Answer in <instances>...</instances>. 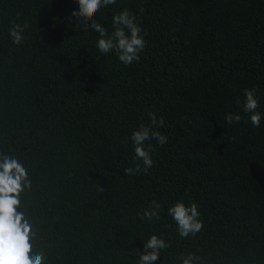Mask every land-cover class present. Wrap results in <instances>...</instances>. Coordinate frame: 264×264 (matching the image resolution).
Segmentation results:
<instances>
[{
	"label": "trees",
	"instance_id": "trees-1",
	"mask_svg": "<svg viewBox=\"0 0 264 264\" xmlns=\"http://www.w3.org/2000/svg\"><path fill=\"white\" fill-rule=\"evenodd\" d=\"M124 8L147 42L130 66L68 22L75 0H0V151L29 169L24 199L50 264H137L153 233L171 242L156 264L182 252L264 264V115L253 127L242 109L255 87L264 114V0H117L97 19L111 33ZM13 21L29 24L19 47ZM149 112L168 142L152 141L153 167L129 177L131 133ZM152 200L160 219L141 221ZM180 200L198 204L195 237L167 215Z\"/></svg>",
	"mask_w": 264,
	"mask_h": 264
},
{
	"label": "clouds",
	"instance_id": "clouds-1",
	"mask_svg": "<svg viewBox=\"0 0 264 264\" xmlns=\"http://www.w3.org/2000/svg\"><path fill=\"white\" fill-rule=\"evenodd\" d=\"M75 3L78 4V10L72 11L68 22L75 23L76 27L85 34L89 31L97 33L94 46L101 55L113 53L125 66L140 61L147 42L142 35L144 30L137 23L134 13L127 8L114 12L110 33L97 16L102 9L115 5L117 0H75ZM28 28L27 21L23 24L12 22L9 36L14 46L19 47L24 43L26 39L24 33ZM256 92L255 87L243 89L245 99L242 109L243 113L249 115L252 126L260 127L264 114L257 111L259 98ZM148 116L150 123L140 124L131 133L132 160L136 163L124 169L126 176L147 174L154 165L152 153L155 151V146L151 142L155 141L160 146L168 142V137L158 130L165 126L164 117H157L154 112H149ZM241 120L240 114L228 113L225 116L228 124L239 123ZM31 189L32 179L25 163L14 153L0 151V264H50L48 251L40 242V230L25 203L24 198ZM104 190L103 187L99 189L101 192ZM161 207L159 202L152 200L149 206L137 215L141 221L159 220ZM167 215L175 223L181 239L195 237L203 229L201 213L195 202L185 204L183 200H180L168 207ZM143 241V247L132 252L138 258L137 264H156L163 252L171 247V242L164 238L163 233H153ZM176 259L178 264H201V257L193 252L186 254L182 252Z\"/></svg>",
	"mask_w": 264,
	"mask_h": 264
}]
</instances>
